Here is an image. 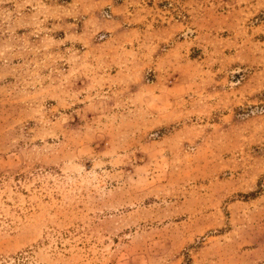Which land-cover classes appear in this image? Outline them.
Here are the masks:
<instances>
[{
  "label": "rangeland",
  "instance_id": "rangeland-1",
  "mask_svg": "<svg viewBox=\"0 0 264 264\" xmlns=\"http://www.w3.org/2000/svg\"><path fill=\"white\" fill-rule=\"evenodd\" d=\"M0 264H264V0H0Z\"/></svg>",
  "mask_w": 264,
  "mask_h": 264
}]
</instances>
